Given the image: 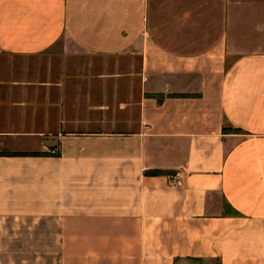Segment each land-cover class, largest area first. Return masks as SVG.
<instances>
[{"label": "crops", "instance_id": "0c3cea01", "mask_svg": "<svg viewBox=\"0 0 264 264\" xmlns=\"http://www.w3.org/2000/svg\"><path fill=\"white\" fill-rule=\"evenodd\" d=\"M0 264H264V0H0Z\"/></svg>", "mask_w": 264, "mask_h": 264}, {"label": "built area", "instance_id": "2783aa9c", "mask_svg": "<svg viewBox=\"0 0 264 264\" xmlns=\"http://www.w3.org/2000/svg\"><path fill=\"white\" fill-rule=\"evenodd\" d=\"M51 153H55V150H51ZM179 177H180V175L178 173H176V174L170 176V181L172 183H175L178 181Z\"/></svg>", "mask_w": 264, "mask_h": 264}, {"label": "trees", "instance_id": "16d2710c", "mask_svg": "<svg viewBox=\"0 0 264 264\" xmlns=\"http://www.w3.org/2000/svg\"><path fill=\"white\" fill-rule=\"evenodd\" d=\"M34 154V153H33ZM148 173H153V174H155V173H161V171H150V172H148Z\"/></svg>", "mask_w": 264, "mask_h": 264}, {"label": "rangeland", "instance_id": "374dc122", "mask_svg": "<svg viewBox=\"0 0 264 264\" xmlns=\"http://www.w3.org/2000/svg\"><path fill=\"white\" fill-rule=\"evenodd\" d=\"M3 60L5 59L4 57H1Z\"/></svg>", "mask_w": 264, "mask_h": 264}]
</instances>
